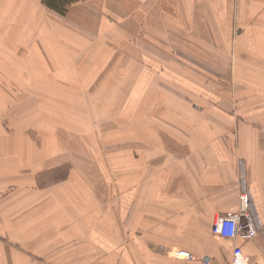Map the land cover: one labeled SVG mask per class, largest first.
Listing matches in <instances>:
<instances>
[{
	"label": "crops",
	"instance_id": "crops-1",
	"mask_svg": "<svg viewBox=\"0 0 264 264\" xmlns=\"http://www.w3.org/2000/svg\"><path fill=\"white\" fill-rule=\"evenodd\" d=\"M8 1L0 264H227L235 245L264 264V0ZM221 50L248 62L228 108L204 58ZM239 172L263 231L228 240L211 224L240 211Z\"/></svg>",
	"mask_w": 264,
	"mask_h": 264
},
{
	"label": "built area",
	"instance_id": "built-area-1",
	"mask_svg": "<svg viewBox=\"0 0 264 264\" xmlns=\"http://www.w3.org/2000/svg\"><path fill=\"white\" fill-rule=\"evenodd\" d=\"M240 164L242 168L243 162L240 161ZM239 183L240 211L218 215L211 224V231L214 235L228 240H236L239 237L246 240L253 239L263 231L255 210L252 192L242 172ZM172 257L185 261L187 264H218L210 258L198 257L189 250L175 251ZM249 262V256L244 249L240 245H235L232 249L231 259L227 264H249Z\"/></svg>",
	"mask_w": 264,
	"mask_h": 264
},
{
	"label": "rangeland",
	"instance_id": "rangeland-1",
	"mask_svg": "<svg viewBox=\"0 0 264 264\" xmlns=\"http://www.w3.org/2000/svg\"><path fill=\"white\" fill-rule=\"evenodd\" d=\"M9 6H10V2L8 0L0 1V23L2 21H7ZM68 12L69 11H67L66 15L68 14ZM51 14H54V13H51ZM5 16H7L6 19H5ZM63 16H65V15H63ZM236 30L237 29H235V35H237ZM6 32H7V30L6 31L4 30L3 33H6ZM113 43L114 42L112 41V44ZM0 46L5 47V44H0ZM27 52H29V51H27ZM36 54H37V57L39 58V51L38 50L36 51ZM17 55L21 59V61L18 62L19 64L26 63V62H28V63H34L35 62V57L33 56V52H31V54H28V55H23V54H17ZM113 58H114V56H112L108 61H113ZM204 58L207 59V63L209 64L208 66L210 67V71L213 73V75L216 78H218L217 80H215V82L216 83L220 82L219 84H220V86H222L221 90L217 91V93H218V96H221L226 100L227 103H225V106L227 108L230 106V104H232V106H233L234 100H235V102H238L237 101L238 98H239V102L240 101H247L251 98V96H248V91L244 87L238 86L237 83L234 82L235 78H237V74L235 73V64L238 62L239 58L234 56L233 53H225L222 50L217 56H211L210 54H207L206 56H204ZM239 61L242 64H246V63L248 64V62H246L244 60L240 59ZM6 63L7 62H6V60H4V58H2L0 60V80H5V81L10 80L9 77L11 75H14L18 79L19 74H14L13 72H10L9 70H4L5 69L4 64H6ZM183 69H184V72L181 70L180 71L187 76L189 74L192 77H194V75L196 74L194 72V70H192L191 67H185L184 66ZM248 72H249V70H244L241 73L247 74ZM20 74L23 75V72L21 71ZM197 75L201 78L195 77L194 79L201 81V82H203V81L205 82L208 78L207 76L199 75V73H197ZM18 88H21V87H18ZM214 92H216V91H214ZM18 94H19V92H18ZM240 98H241V100H240ZM204 105L211 106L210 103L204 104ZM213 105H215V104H213ZM3 125H5V124H3ZM239 174H240V172H239Z\"/></svg>",
	"mask_w": 264,
	"mask_h": 264
},
{
	"label": "trees",
	"instance_id": "trees-1",
	"mask_svg": "<svg viewBox=\"0 0 264 264\" xmlns=\"http://www.w3.org/2000/svg\"><path fill=\"white\" fill-rule=\"evenodd\" d=\"M42 2L45 6L56 11L60 15H66L69 8L77 3L78 0H42Z\"/></svg>",
	"mask_w": 264,
	"mask_h": 264
},
{
	"label": "water",
	"instance_id": "water-1",
	"mask_svg": "<svg viewBox=\"0 0 264 264\" xmlns=\"http://www.w3.org/2000/svg\"><path fill=\"white\" fill-rule=\"evenodd\" d=\"M206 259H209V258H206Z\"/></svg>",
	"mask_w": 264,
	"mask_h": 264
}]
</instances>
